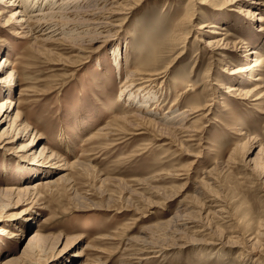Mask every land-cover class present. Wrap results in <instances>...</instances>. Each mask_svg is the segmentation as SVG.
I'll use <instances>...</instances> for the list:
<instances>
[{
	"label": "rangeland",
	"instance_id": "374dc122",
	"mask_svg": "<svg viewBox=\"0 0 264 264\" xmlns=\"http://www.w3.org/2000/svg\"><path fill=\"white\" fill-rule=\"evenodd\" d=\"M32 1V13L52 15L43 33L9 28L16 1L0 10V57L12 64L0 76L11 70L14 79L0 101L8 96L11 115L18 109V123L28 124L18 139L0 137V263L12 256L15 264H264V28L257 26L264 0H204L206 8L199 0H63L82 4L77 9ZM104 19L110 25L97 34ZM202 21L222 33L197 29ZM224 32L226 48L214 54L204 39ZM148 69L162 72L144 89H127L154 93V109L117 98L122 82ZM228 83L249 95L223 93ZM189 106L206 108L167 117ZM9 122L0 120V132ZM241 126L246 136L237 134ZM31 138L29 155L20 146ZM41 144L79 163L64 189L41 187L16 204L4 188L63 166L54 160L45 174L24 173L22 164L48 161L34 157ZM17 225L25 229L20 239L7 237Z\"/></svg>",
	"mask_w": 264,
	"mask_h": 264
},
{
	"label": "bare ground",
	"instance_id": "6f19581e",
	"mask_svg": "<svg viewBox=\"0 0 264 264\" xmlns=\"http://www.w3.org/2000/svg\"><path fill=\"white\" fill-rule=\"evenodd\" d=\"M3 1H6V0H0V2H3ZM12 1V2H11ZM11 1H7L8 3L6 4V7H1L0 10L3 11H7L8 7L12 6L13 5V2L16 1L15 5H16V8L11 12V16H14L13 17V23L12 26H10L9 28H11V30L15 33H17V30H25L26 33H32L33 32H40L42 31H46V20L45 17L46 16H52L51 14H49L50 12H43V13H32L33 9L35 8V3L36 1H32V0H11ZM63 1V0H62ZM69 1V0H68ZM83 3L82 4H87V2H89V0H82ZM235 1V0H233ZM40 2V1H39ZM45 3H50L51 0H44ZM59 2V1H58ZM64 2V1H63ZM77 2V1H75ZM61 4V2L59 3ZM65 2L63 3V6H64ZM82 4H76L74 3L72 6L69 4H65V5H69L71 7H73L74 9H77L79 8ZM134 4H136L135 2L133 3H130V5L126 8H123L125 10H128L130 9ZM194 4H198L200 8H206V6L204 4H207L206 1L204 0H199L197 3H194ZM30 5H32L30 7ZM54 5V4H53ZM38 6V5H37ZM57 6V5H56ZM93 6V5H92ZM95 6V5H94ZM34 7V8H33ZM52 5H51V9H52ZM70 7V8H71ZM85 7V6H84ZM121 7V6H120ZM40 8V7H39ZM50 8V7H49ZM54 8V7H53ZM58 8V7H57ZM62 8V6L60 7ZM66 8V7H65ZM72 8V10H73ZM37 9V7H36ZM67 9V8H66ZM38 10V9H37ZM43 10V8H42ZM194 10V9H193ZM192 10V11H193ZM252 11H250L249 8H244L242 7L239 11L241 13H243V15H247L249 17H254V14L256 13L254 9H252ZM49 11V10H48ZM57 11V10H56ZM113 11V10H112ZM118 11V10H117ZM116 11V12H117ZM192 11H191V15L190 17L193 15L192 14ZM31 12V13H29ZM40 12V11H39ZM115 12V13H116ZM71 13V12H70ZM111 13V12H109ZM114 13V12H113ZM119 13V12H118ZM121 13H124V10L121 12ZM126 13V12H125ZM258 14V13H257ZM34 15V16H33ZM56 15V14H55ZM111 16V15H110ZM60 17V15H59ZM42 18L45 20V22H41L40 19L42 20ZM48 18V17H46ZM64 19V18H63ZM257 19H259L261 22H258L257 23V26L258 28H264V22H262L264 20V18H259L257 17ZM102 20V19H101ZM105 20V19H104ZM49 22V21H48ZM9 24V25H11ZM219 24V23H218ZM4 25H7V24H4ZM55 25V24H54ZM63 25V24H62ZM110 25V22L108 20H105V21H99V22H95V30L94 32H98L97 34H99L101 31H99L100 28H108V26ZM113 25V24H112ZM196 25V24H195ZM217 26L211 21V22H206V21H202L198 24L197 26V29H201V30H204V31H209V32H212V33H222V32H218V30H216ZM52 29V28H51ZM74 29V28H73ZM222 29H225V28H222ZM48 30V29H47ZM63 30V29H61ZM49 31V30H48ZM60 31V30H59ZM72 31V30H71ZM54 32V31H53ZM52 32V33H53ZM107 32V31H106ZM46 33V32H45ZM75 33V32H73ZM228 33L229 32H224L223 34L225 35V37H221V38H213V37H208L207 38H203L204 39V42H205V45L206 46H209V48L211 49V51L214 53V54H220L223 52V50L221 49H224L226 48V45L223 44V40L226 39L228 36ZM61 34V33H60ZM92 34V32H91ZM49 35V34H48ZM47 35V36H48ZM46 36V34H45ZM92 36V35H91ZM36 37V35L34 36V38ZM53 37V36H52ZM205 37V36H204ZM41 38V37H40ZM46 38V37H45ZM36 39V38H35ZM42 40V39H41ZM77 40V39H76ZM237 44H240V42H235ZM247 51L245 53H252L254 52L253 50L251 49H246ZM245 53L242 54V56L244 57L245 56ZM255 53V52H254ZM111 54L113 55V57L115 58V65L118 66V57L120 55L119 53V50L118 48H114L112 49L111 51ZM255 60V59H254ZM256 60L253 61V64L252 65H256ZM12 65L11 62L8 61V59H4L3 57H0V72L6 67V66H10ZM249 66H246L244 68H239V70H243L245 68H248ZM150 69H148L147 71H138L136 73H133L131 74L130 78L128 77L127 81L125 82H122L121 86H120V92L118 94V99L119 98H122L121 96H127V100L130 99L131 100V103L135 100L136 102L135 103H139L140 105H145L146 103H148L149 101L152 102V104H154L153 108L155 107V105L158 103V98H152L151 95L154 94L152 92H149L148 90L144 93H139L141 95H133L132 94V91H130L131 88L127 89V87L130 85H133V84H136L138 85V87H141V88H145V86L149 85L150 83V80L151 78H153V75L156 74V75H160L159 73H161L162 71H159V72H155V71H149ZM131 72H134V70H131ZM128 73V72H127ZM128 76V75H127ZM258 79V78H257ZM13 73L11 72V70H7V74L5 75H2L0 76V89H4L6 90L7 88L10 87L11 84H14V81H13ZM135 82V83H134ZM148 87V86H147ZM223 93H228L230 95H232L233 97H235V99H243V98H246L248 95H249V92L244 90L242 85L241 84H225L223 86ZM142 89V90H143ZM190 88L187 87L186 90H189ZM184 92V90H183ZM256 97H259L258 95ZM11 104H12V100H9L8 99V96H5L2 101H0V120H3V119H8L10 120L9 124H8V128L4 127L1 132H0V137H6L8 140L10 141H13L14 137H18L20 136V134L22 133H25L27 132V129H28V124L26 125H21L20 123H18V118L20 117V111L17 109L15 110L13 116L11 115V111H12V107H11ZM209 105L206 104V106ZM146 106V105H145ZM222 106V105H221ZM146 108V107H145ZM206 107H199V108H193L192 107H188L186 109H183L182 111H176L173 110L167 117L170 118V117H185L186 115V112H195L197 110H200V109H205ZM152 111V110H150ZM167 111V110H166ZM155 112V111H154ZM157 112V111H156ZM155 112V113H156ZM162 112V111H161ZM126 113V112H125ZM164 113V112H162ZM188 114V113H187ZM149 115V114H148ZM157 114H155L156 116ZM205 115V114H204ZM175 121V120H174ZM182 120H180L181 122ZM157 122V121H155ZM179 122V123H180ZM182 123V122H181ZM154 124H157V125H160L158 123H154ZM177 124V123H176ZM167 126V125H166ZM165 126V127H166ZM163 127V126H162ZM178 127V126H177ZM246 129V128H245ZM244 129V126H241L240 129H238V132L237 134L238 135H244L246 136V131ZM99 130V129H98ZM177 132V131H176ZM181 132V131H179ZM35 134L34 131L32 132V135ZM182 134V133H180ZM33 137V136H32ZM243 139V138H242ZM60 142L62 143V147H63V150H66L67 152H70L71 150H69V144H70V138H68L67 135H61L60 136ZM25 152H27V154H32L34 151L31 149L33 148L34 149V146H33V140L32 138L26 142V143H23V147L22 145L20 146ZM32 150V151H31ZM65 153V152H64ZM39 157V156H43L46 157L45 159L48 160L46 163H35L33 165H30L28 162L27 164H22V170L24 171V173H35L33 174L34 175H38L39 173L40 174H45V172L47 171H51L52 170V166H53V161H60V160H63L62 164L63 166H61V170H59L58 172H56L54 175H51V176H47V177H44L43 179H36L34 180V182L30 185V184H26L24 183L22 186H20L19 188H4V190H6L8 192V194H16L17 196H15L16 198V204L19 203V199L22 198L24 194H30L33 198H37L39 196V192H38V189H40L41 187L45 188V187H49L50 186H58L59 183H61V188L64 189L65 186L67 185V183H69V172H68V169L70 166H72V163L73 165H77L79 163V160L76 159L74 161H72L71 163H69L68 161H66V159L64 157H61V155H59L58 152H56L55 150L51 149L50 146H46L45 144H41L39 149L37 150L36 154L34 157ZM27 159H23V161H26ZM30 162H34V160L30 161ZM30 175V174H29ZM32 175H30L31 177ZM23 179V178H22ZM24 180V179H23ZM22 181V180H21ZM45 198V197H44ZM25 211V210H24ZM17 228L14 230V229H6L5 232L9 233V235L7 237L9 238H16V239H20L22 233L24 232V226L22 227L21 225H17L16 226ZM8 230V231H7ZM35 236L36 235H33V236H30L27 240V245H26V248L24 247L21 251L22 254H26V249L28 251L31 250V243H33V240L35 239ZM37 239V238H36ZM54 246V247H57L60 243V238H55L54 239V242H51ZM60 252V251H59ZM56 255V254H55ZM53 255V257L55 256ZM16 258L15 257H12V256H8L4 259V261H1L0 264H13L15 262ZM61 262V264H70V262H64V258L63 260L59 261ZM15 264V263H14Z\"/></svg>",
	"mask_w": 264,
	"mask_h": 264
}]
</instances>
